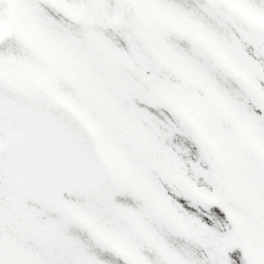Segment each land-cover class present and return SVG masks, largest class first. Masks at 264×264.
Here are the masks:
<instances>
[{
    "label": "snow or ice",
    "instance_id": "6c2138e0",
    "mask_svg": "<svg viewBox=\"0 0 264 264\" xmlns=\"http://www.w3.org/2000/svg\"><path fill=\"white\" fill-rule=\"evenodd\" d=\"M0 264H264V0H0Z\"/></svg>",
    "mask_w": 264,
    "mask_h": 264
}]
</instances>
